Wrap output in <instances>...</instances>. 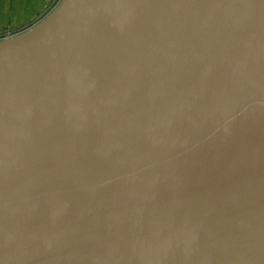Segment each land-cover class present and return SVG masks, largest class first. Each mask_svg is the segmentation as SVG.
<instances>
[{
  "label": "water",
  "instance_id": "95a60500",
  "mask_svg": "<svg viewBox=\"0 0 264 264\" xmlns=\"http://www.w3.org/2000/svg\"><path fill=\"white\" fill-rule=\"evenodd\" d=\"M0 264H264V0H63L0 42Z\"/></svg>",
  "mask_w": 264,
  "mask_h": 264
},
{
  "label": "crops",
  "instance_id": "0c3cea01",
  "mask_svg": "<svg viewBox=\"0 0 264 264\" xmlns=\"http://www.w3.org/2000/svg\"><path fill=\"white\" fill-rule=\"evenodd\" d=\"M53 0H0V34L19 32L44 15Z\"/></svg>",
  "mask_w": 264,
  "mask_h": 264
},
{
  "label": "rangeland",
  "instance_id": "374dc122",
  "mask_svg": "<svg viewBox=\"0 0 264 264\" xmlns=\"http://www.w3.org/2000/svg\"><path fill=\"white\" fill-rule=\"evenodd\" d=\"M59 1L60 0H53L48 11L44 15H42V17L40 16L39 19L36 20L31 26L26 27V28L22 29L21 31L29 30L30 28H32V27L36 26L37 24H39L40 22H42L45 18H47L52 13L53 9L56 7V5L59 3Z\"/></svg>",
  "mask_w": 264,
  "mask_h": 264
},
{
  "label": "built area",
  "instance_id": "2783aa9c",
  "mask_svg": "<svg viewBox=\"0 0 264 264\" xmlns=\"http://www.w3.org/2000/svg\"><path fill=\"white\" fill-rule=\"evenodd\" d=\"M61 1H63V0H60V1H59V3L56 5V7L53 9V11L58 7V5L61 3ZM53 11H52V12H53ZM26 31H27V30H25V31H20V32H15V33H13V32H8V33H6V34H0V42H2V41H6V40H9V39H12V38H14V37H17V36L23 34V33L26 32Z\"/></svg>",
  "mask_w": 264,
  "mask_h": 264
},
{
  "label": "bare ground",
  "instance_id": "6f19581e",
  "mask_svg": "<svg viewBox=\"0 0 264 264\" xmlns=\"http://www.w3.org/2000/svg\"><path fill=\"white\" fill-rule=\"evenodd\" d=\"M61 2H62V1H61ZM60 4H61V3H60ZM60 4H59V5H60ZM59 5H58V6H59Z\"/></svg>",
  "mask_w": 264,
  "mask_h": 264
}]
</instances>
